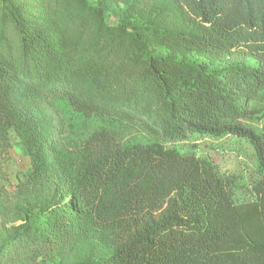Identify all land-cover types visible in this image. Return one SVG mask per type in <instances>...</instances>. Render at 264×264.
Segmentation results:
<instances>
[{
  "label": "trees",
  "instance_id": "trees-1",
  "mask_svg": "<svg viewBox=\"0 0 264 264\" xmlns=\"http://www.w3.org/2000/svg\"><path fill=\"white\" fill-rule=\"evenodd\" d=\"M83 1L48 18L7 2L0 18V143L15 131L40 171L49 124L33 118L29 130L11 95L32 113L44 99L62 121L72 197L37 227L17 207L22 222L0 243V264H39L89 231L106 235L110 255L73 264H264V0H131L169 29L123 15L111 24L100 1ZM153 44L233 59L210 67ZM226 136L254 150L242 199L236 174L178 148Z\"/></svg>",
  "mask_w": 264,
  "mask_h": 264
},
{
  "label": "rangeland",
  "instance_id": "rangeland-1",
  "mask_svg": "<svg viewBox=\"0 0 264 264\" xmlns=\"http://www.w3.org/2000/svg\"><path fill=\"white\" fill-rule=\"evenodd\" d=\"M96 1V0H93ZM108 10V22L115 23V15L131 18L139 24H153L155 29H169L174 25L163 15L155 13V8L149 12L132 7L131 0H98ZM19 6V12L26 18L49 17L56 8L80 11L84 6L83 0H0V18L6 3ZM56 5V7H54ZM156 53L174 57L176 59L203 62L210 67H220L231 62L233 57H211L208 54L183 49L170 45L153 44ZM13 105L20 112L21 117L33 118L40 121V125L49 124L47 148L51 146L49 156L45 159L40 171L35 170L29 154L15 131H8L6 142L0 143V243L10 237V232L22 220L15 212L17 207L28 206V213L36 215L34 226L44 222L42 218L54 210H58L63 203L72 200L69 194V179L65 176L64 167L60 163L62 154L70 151L62 132V121L55 113V109L44 99L37 104L36 113L27 110V99L11 95ZM26 114V116H25ZM259 118L247 120L250 125L260 124ZM178 148L182 151L193 150L202 158L209 159L221 173H234L241 182L237 187L236 197L242 199L248 196L247 182L255 176L256 158L251 144L244 138L226 136L221 139L203 138L197 142H180ZM55 154L53 155V152ZM59 159H58V158ZM110 255V247L103 232L89 231L85 235L76 237L64 247L58 248L49 256L39 260V264H73L79 261H98Z\"/></svg>",
  "mask_w": 264,
  "mask_h": 264
}]
</instances>
